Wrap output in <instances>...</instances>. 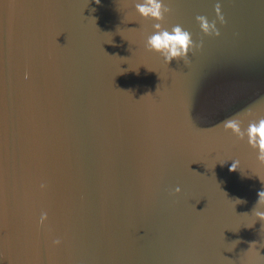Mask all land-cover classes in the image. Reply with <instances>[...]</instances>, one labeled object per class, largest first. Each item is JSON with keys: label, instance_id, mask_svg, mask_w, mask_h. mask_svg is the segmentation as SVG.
Returning <instances> with one entry per match:
<instances>
[{"label": "water", "instance_id": "1", "mask_svg": "<svg viewBox=\"0 0 264 264\" xmlns=\"http://www.w3.org/2000/svg\"><path fill=\"white\" fill-rule=\"evenodd\" d=\"M136 2L0 0V264H264V165L220 126L264 117V0H164L203 45L170 64Z\"/></svg>", "mask_w": 264, "mask_h": 264}, {"label": "clouds", "instance_id": "2", "mask_svg": "<svg viewBox=\"0 0 264 264\" xmlns=\"http://www.w3.org/2000/svg\"><path fill=\"white\" fill-rule=\"evenodd\" d=\"M134 7L135 11L142 18L154 21V32L146 39V49L163 56L166 63L170 64L174 60L187 63L189 53L203 46L202 42L199 45L196 44L193 40L192 33L180 24L172 26L170 31L163 27L166 16L172 12V9L164 0H138ZM214 11L216 19L211 22L206 16L202 15H198L196 21L204 35L219 37L220 31L217 28V22H219L220 25L226 23L225 17L222 14V5L220 2L215 4ZM27 77L28 74L26 73L25 78L27 79ZM238 115L239 114L223 120L220 126H222L226 132H231L240 140H244L246 137L248 145L257 152L256 158L258 162L264 165V117L250 121L246 131H244L242 130ZM238 163V161H233L230 171L235 172ZM44 187L45 185L41 184V188L43 189ZM180 192V187H176L175 193L178 194ZM261 209H264V190L258 192V201L252 209V214H254L258 220L264 222V211ZM47 220V212H42L39 223L44 225ZM53 243L59 245L61 241L57 239L53 241Z\"/></svg>", "mask_w": 264, "mask_h": 264}]
</instances>
